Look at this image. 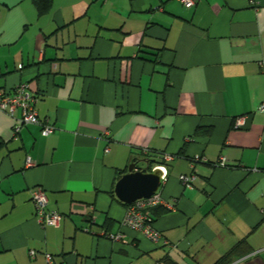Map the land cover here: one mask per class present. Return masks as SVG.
I'll return each mask as SVG.
<instances>
[{
    "label": "crops",
    "instance_id": "obj_1",
    "mask_svg": "<svg viewBox=\"0 0 264 264\" xmlns=\"http://www.w3.org/2000/svg\"><path fill=\"white\" fill-rule=\"evenodd\" d=\"M20 82L54 130L0 109V264H222L240 242L225 264H264V0H0V90ZM132 162L165 166V245L122 225Z\"/></svg>",
    "mask_w": 264,
    "mask_h": 264
},
{
    "label": "built area",
    "instance_id": "obj_2",
    "mask_svg": "<svg viewBox=\"0 0 264 264\" xmlns=\"http://www.w3.org/2000/svg\"><path fill=\"white\" fill-rule=\"evenodd\" d=\"M183 6L187 8H192L195 6L197 0H178ZM160 9V7H155ZM21 67V65L19 66ZM37 97L29 89L28 83L20 82L14 89L10 92L0 90V109L7 112L10 115H14L17 109H20L21 115L19 118L15 119L14 132L18 133L20 128L24 124H39L41 125V133L46 135L53 132L54 126L50 124H43L35 109ZM257 109L264 112V102H261ZM247 114L238 115L235 117L233 126L234 128H243L247 122ZM173 159L171 155H165L163 161L170 162ZM221 161L224 158L221 157ZM27 164L31 161L28 158ZM164 171L163 178L165 177L164 164L158 165ZM162 178V179H163ZM181 181H183L186 186H190L192 176L181 175ZM31 201L35 207V217L41 225H51L57 227L60 224L62 215L52 209H47V196L46 191L41 187L37 186L30 190ZM165 202L158 195L154 193L148 198H142L134 201L126 206L125 216L122 220V225L137 231L148 238L152 243L156 245H165L167 243L166 238L154 227L153 217L150 215L149 209L153 206L164 204ZM108 237L113 240L124 241V235L118 234H108ZM47 263H51V256L46 254Z\"/></svg>",
    "mask_w": 264,
    "mask_h": 264
},
{
    "label": "water",
    "instance_id": "obj_3",
    "mask_svg": "<svg viewBox=\"0 0 264 264\" xmlns=\"http://www.w3.org/2000/svg\"><path fill=\"white\" fill-rule=\"evenodd\" d=\"M127 172L120 175L114 186L116 197L125 204H131L142 198H148L159 189L164 171L156 166L139 168L136 162L128 165Z\"/></svg>",
    "mask_w": 264,
    "mask_h": 264
},
{
    "label": "trees",
    "instance_id": "obj_4",
    "mask_svg": "<svg viewBox=\"0 0 264 264\" xmlns=\"http://www.w3.org/2000/svg\"><path fill=\"white\" fill-rule=\"evenodd\" d=\"M37 11L39 14H42L44 12H46V10L49 8L51 0H34ZM200 132V129H197V133ZM125 204V203H124ZM126 206H128V204H125ZM154 207V208H153ZM149 209L150 215L153 217V220L155 219V215L158 212H163L166 211V208L161 207H157V206H153ZM242 243V242H240ZM240 243H238L235 247H233L223 258L224 262L222 264L227 263L228 261H230L232 254L235 253L236 248L240 245ZM247 252V251H246ZM244 252L239 253V254H244Z\"/></svg>",
    "mask_w": 264,
    "mask_h": 264
},
{
    "label": "bare ground",
    "instance_id": "obj_5",
    "mask_svg": "<svg viewBox=\"0 0 264 264\" xmlns=\"http://www.w3.org/2000/svg\"><path fill=\"white\" fill-rule=\"evenodd\" d=\"M194 163V162H193Z\"/></svg>",
    "mask_w": 264,
    "mask_h": 264
}]
</instances>
